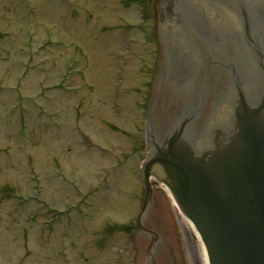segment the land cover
Wrapping results in <instances>:
<instances>
[{
	"label": "rangeland",
	"instance_id": "obj_1",
	"mask_svg": "<svg viewBox=\"0 0 264 264\" xmlns=\"http://www.w3.org/2000/svg\"><path fill=\"white\" fill-rule=\"evenodd\" d=\"M160 44L158 0H0V264H133ZM152 199L182 264H206Z\"/></svg>",
	"mask_w": 264,
	"mask_h": 264
},
{
	"label": "water",
	"instance_id": "obj_2",
	"mask_svg": "<svg viewBox=\"0 0 264 264\" xmlns=\"http://www.w3.org/2000/svg\"><path fill=\"white\" fill-rule=\"evenodd\" d=\"M216 1L158 0L160 58L147 104L160 94L161 106L180 97L194 109L159 140L148 122L137 223L153 177L194 227L208 264H264V47L256 32H264V0ZM231 62L236 69L224 65Z\"/></svg>",
	"mask_w": 264,
	"mask_h": 264
},
{
	"label": "flooded vegetation",
	"instance_id": "obj_3",
	"mask_svg": "<svg viewBox=\"0 0 264 264\" xmlns=\"http://www.w3.org/2000/svg\"><path fill=\"white\" fill-rule=\"evenodd\" d=\"M167 1V0H166ZM241 2V0H236ZM165 5V13L171 14L170 2ZM260 33V32H259ZM264 33H262L263 35ZM262 39L264 40L263 36ZM212 52L217 53L216 58L219 57L220 50L213 47L210 48ZM160 56V55H159ZM212 57V56H211ZM214 58V57H212ZM203 59L206 65L214 67L216 60ZM164 61V58H162ZM230 61V60H229ZM157 76V75H156ZM155 76V77H156ZM159 77V76H158ZM168 86L162 87L166 89ZM181 93V92H179ZM174 92V96H175ZM181 95V94H179ZM160 94L156 95V102L152 104L153 98L152 94L149 97V104H147L146 116L149 119V125L151 128V133L156 138V140L161 139L166 131L172 127L180 118H182L185 113L190 111L192 107H184L182 98L175 100L173 105H166L165 103L161 106L159 101ZM176 97V96H175ZM185 99V98H184ZM201 99L203 97L201 96ZM200 99V100H201ZM152 100V101H151ZM182 100V101H181ZM199 100V101H200ZM154 105V107H153ZM158 105L160 108H157ZM199 105V103H198ZM197 105V106H198ZM153 111V113H152ZM155 116V117H154ZM199 123V122H198ZM197 125V124H196ZM158 185L154 184L152 186V192L158 189ZM153 199H156L153 197ZM148 204L146 211L142 214L139 222H136L131 227L133 245L135 246V254L132 258L133 264H182L181 257L176 251V244L172 241V235L170 234V228L167 222L158 218L157 214L153 211L155 203Z\"/></svg>",
	"mask_w": 264,
	"mask_h": 264
},
{
	"label": "bare ground",
	"instance_id": "obj_4",
	"mask_svg": "<svg viewBox=\"0 0 264 264\" xmlns=\"http://www.w3.org/2000/svg\"><path fill=\"white\" fill-rule=\"evenodd\" d=\"M172 198V197H171ZM173 199V198H172ZM173 203L175 204V201H174V199H173ZM176 205V204H175ZM187 219V218H186ZM189 221V220H188ZM190 222V221H189ZM191 224V223H190ZM192 225V224H191ZM193 227V226H192ZM194 228V227H193ZM195 230V229H194ZM196 232V231H195ZM196 235H197V237H199L198 236V234H197V232H196ZM199 240H200V243H201V245H202V242H201V239L199 238ZM202 250H203V254H204V258H205V263L206 264H208L207 263V257H206V252H205V250H204V248H203V245H202Z\"/></svg>",
	"mask_w": 264,
	"mask_h": 264
}]
</instances>
